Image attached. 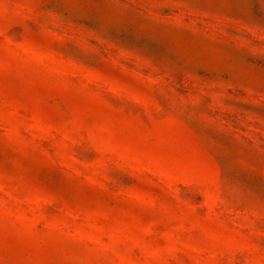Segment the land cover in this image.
I'll return each instance as SVG.
<instances>
[{"label": "rangeland", "instance_id": "rangeland-1", "mask_svg": "<svg viewBox=\"0 0 264 264\" xmlns=\"http://www.w3.org/2000/svg\"><path fill=\"white\" fill-rule=\"evenodd\" d=\"M0 264H264V0H0Z\"/></svg>", "mask_w": 264, "mask_h": 264}]
</instances>
